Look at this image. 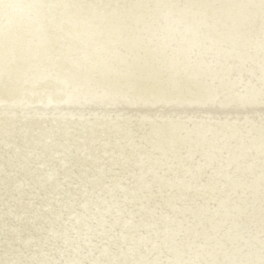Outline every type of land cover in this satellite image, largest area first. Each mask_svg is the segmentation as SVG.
<instances>
[{
  "label": "rangeland",
  "instance_id": "rangeland-1",
  "mask_svg": "<svg viewBox=\"0 0 264 264\" xmlns=\"http://www.w3.org/2000/svg\"><path fill=\"white\" fill-rule=\"evenodd\" d=\"M107 1L1 14L0 102L44 73L35 99L100 105L0 106V133L52 121L1 138L0 264H264V0Z\"/></svg>",
  "mask_w": 264,
  "mask_h": 264
},
{
  "label": "bare ground",
  "instance_id": "bare-ground-1",
  "mask_svg": "<svg viewBox=\"0 0 264 264\" xmlns=\"http://www.w3.org/2000/svg\"><path fill=\"white\" fill-rule=\"evenodd\" d=\"M172 1V0H171ZM109 4H112V2L113 1H111V0H108L107 1ZM126 3H128V2H126ZM108 4V5H109ZM144 5H146V1H145V3H142L141 4V6H144ZM102 6V5H101ZM131 6V4H125V3H121V4H118V8L117 9H119V10H121V9H123V11L125 12L129 7ZM97 7V6H96ZM105 8V7H104ZM97 9V8H96ZM95 9V10H96ZM95 14V13H94ZM93 14V15H94ZM114 15L115 16H117L118 14H116V13H114ZM3 18V16H1V14H0V20ZM113 18H115L114 16H113ZM1 41V40H0ZM5 53H6V50H1L0 49V62L4 59V57H5ZM10 65H12V64H10ZM81 68H83V66H81ZM12 69H8V70H6V71H4V72H1L0 71V91H3V93L5 92V90H6V84L8 83V81H7V78H6V76H7V74L11 71ZM60 70H58V73H56V72H54L55 73V75H57V74H60ZM81 72V71H80ZM33 76V77H32ZM50 76H52V74H50ZM46 77H48V75H46V74H44V73H42L40 76H35V74L33 73V75H32V73H30V74H28L26 77H25V79H24V77H23V80H22V84H21V86L19 87V89H18V91L19 92H21L20 94H17V95H15L13 98L12 97H10L11 95H9V92L10 91H8L5 95L3 94V100L0 102V106L1 107H4L5 105H7L6 104V102H8L9 104H11V105H13V103H14V101H13V99H15V100H19V96L18 95H21V94H23V93H26V94H28L29 96L28 97H30V98H26V100L24 101L25 102V105L24 106H27V105H29L30 103H38V102H40V103H38V104H41V103H43V104H47V105H55V104H60V105H64V106H66V105H70V104H68V103H75V104H79V103H81V104H79V105H87V106H93V107H95V108H97V105H100V101L98 100V99H95V97H93V98H91L92 100H91V102L90 103H83L84 101H85V98H84V96H85V94H86V92L85 93H76L75 92V85L73 86V87H71L72 88V92L71 93H69V96H67L65 99H59L58 97H51V95H49V98L48 97H46V100H45V103L44 102H42V100H37V99H35V97H36V95H35V93L34 92H32V89H31V86H33V88L36 86V85H39V83L40 82H43L44 81V79H46ZM53 78H54V76H52ZM78 77L76 76V79H77ZM54 79H56V84H58L56 87H54L53 88V90H52V92L53 91H59V90H62L63 88H65L62 84H61V82L60 81H58V78H54ZM33 81V82H32ZM79 81V80H78ZM94 81H93V83L91 84V85H88V87H86V91H90L91 89H90V87L89 86H92V87H94ZM71 90V89H70ZM56 91V92H57ZM56 92H54V94L56 93ZM146 99V98H145ZM35 100H37V101H35ZM150 101V100H149ZM134 102H136V101H134ZM144 102L146 103V101L144 100ZM104 104H106L107 105V103H105L104 102ZM110 104H112V103H110ZM153 105V104H152ZM151 105V102L149 103V105L147 106V107H149L150 109H151V107L152 108H160V107H157V106H152ZM253 105H258V104H253ZM114 107H116V106H114ZM117 107H119V108H124V109H127L126 107H123V106H117ZM136 107H139L138 106V104H136ZM196 107H199V106H190L188 109H194V108H196ZM174 109H176V108H174ZM138 111V110H137ZM156 112V111H155ZM158 112V111H157ZM175 112V111H174ZM87 114H85V116H86ZM15 116H18V114H15ZM146 117V116H145ZM221 117V116H220ZM140 118H142L141 116H140ZM64 119H66V117H64ZM134 118H130L129 116L128 117H125V118H123L122 120L121 119H114L115 121H114V124H115V126L116 125H119V124H129V123H132L134 120H133ZM170 119V118H169ZM71 120V119H70ZM69 120V121H70ZM159 120V119H158ZM12 122L10 123L11 125H9L8 127L6 126V128L7 129H3V130H1V131H4V133H0V142H1V138L2 137H4L8 132H11V131H14L15 130V128H13V126H16V125H21V124H23V122H28V123H30L31 125H33V126H36V128H35V131L37 130H39V129H41L42 127H43V125L45 126L46 124H49L50 122H52V121H50L49 119H47V120H42L41 121V119H39V118H36V117H31V118H27V119H25L22 123H15V121L12 119L11 120ZM140 122H143L144 123V121L146 122V121H150L149 122V124L150 125H156V126H163V124H159V123H162L161 121H154V122H151L152 120H149V119H140L139 120ZM76 122V121H75ZM79 123V122H78ZM128 127V126H127ZM10 128H12L11 130H10ZM135 131V130H134ZM158 131V130H157ZM27 132V131H26ZM155 133V132H154ZM159 133V132H158ZM147 134H149V132L147 133ZM152 134V133H151ZM155 134H157V133H155ZM27 135V139L30 137V134L29 133H27L26 134ZM25 135V136H26ZM34 135V134H33ZM158 135V134H157ZM25 136H23L22 138H25ZM168 136H170V135H168ZM157 140V139H156ZM201 146V145H200ZM11 148H8V150H10L11 151V153H12V155H10V156H8L9 158H14V155H16L17 154V152H16V149H18V145L16 146V147H14V148H12V146H10ZM20 147H21V145H20ZM43 147H49V144H44L43 146H42V148ZM144 148V147H143ZM174 148V147H173ZM151 149V148H150ZM40 150V149H39ZM44 149H42V151H43ZM196 150V149H195ZM41 151H38L37 153H34L33 154V156H37L39 153H40ZM152 152V151H151ZM194 153V152H193ZM62 155H64V154H62ZM163 156H164V154H163ZM193 156H194V154H193ZM258 157V156H257ZM257 157L255 158V157H253L250 161L248 160V162H250L249 164V166H252V167H257V162H256V160H257ZM170 158V157H169ZM29 159L30 158H28V159H26V160H24L23 162H22V164L24 165V164H26V166H27V168H29ZM156 160V159H155ZM174 160H176V159H174ZM16 161H18V160H16ZM259 162H260V164H262V161H264V157H262V161H260V159L258 160ZM255 162V163H254ZM254 163V164H253ZM251 164H253V165H251ZM148 166V165H147ZM248 166V165H247ZM137 167V166H136ZM8 168V167H7ZM25 169L24 170V172L23 173H26V174H29V176H27V175H24V174H22L21 175V178L23 179V178H29V177H31L35 172H30L29 171V169ZM241 169H243V168H241ZM259 169V168H258ZM133 170V169H132ZM170 170V169H169ZM248 170V169H247ZM3 172V171H2ZM5 172V171H4ZM6 172H7V170H6ZM150 172V171H149ZM256 172H257V170H256ZM255 172V173H256ZM165 173V172H164ZM236 173V172H235ZM241 173V172H240ZM117 174V173H116ZM257 174H259V173H257ZM261 174V173H260ZM170 175V174H169ZM231 175V174H230ZM211 176V175H210ZM255 177H257V178H259V176H255V175H253V181L252 182H250V183H253V182H255L256 180H255ZM18 178L20 179V176H18ZM227 178H230L229 176H227ZM155 179V178H154ZM231 179V178H230ZM147 180V179H146ZM240 180V179H239ZM235 181V180H234ZM232 182V181H231ZM172 183H173V181H172ZM236 183V182H235ZM234 184V183H233ZM80 185V184H79ZM105 185V184H104ZM9 186H10V184H9ZM250 186V185H249ZM201 188V187H200ZM208 189V188H207ZM207 189H205V190H207ZM196 190V189H195ZM138 191V190H137ZM82 192H83V190H82ZM198 192H200V191H198ZM262 192H264V190L263 191H261V193ZM40 193V192H39ZM175 193V192H174ZM244 193V192H243ZM197 194V193H196ZM195 194V196H198V195H196ZM198 194H200V193H198ZM201 194H203L202 192H201ZM263 194V193H262ZM246 195V194H245ZM158 196V195H157ZM175 196V195H174ZM173 196V197H174ZM177 198H178V196H176ZM175 197V198H176ZM261 197V196H260ZM175 198H173V199H175ZM176 198V199H177ZM196 198V197H195ZM33 199V198H32ZM218 199V198H217ZM244 199V198H243ZM245 199H247V198H245ZM262 199V198H261ZM176 201V200H175ZM31 203V202H30ZM106 203V202H105ZM104 203V204H105ZM123 211V210H122ZM121 211V212H122ZM195 212V211H194ZM221 212V211H220ZM137 213V212H136ZM124 214V213H123ZM132 214V213H131ZM150 214H152L151 212H150ZM155 214V213H154ZM153 215V214H152ZM157 215V214H156ZM39 218V217H38ZM118 218H120V217H118ZM222 218V217H221ZM111 220V219H110ZM225 220V219H224ZM215 223V222H214ZM229 223V222H228ZM227 223V224H228ZM208 225V224H207ZM240 225H241V223H240ZM152 226V225H151ZM211 227V226H210ZM213 227V226H212ZM227 227V226H226ZM208 228V227H207ZM223 229V228H222ZM183 230V229H182ZM220 230H221V228H220ZM245 230V229H244ZM204 231V230H203ZM206 231H208V230H206ZM222 231H224V229L222 230ZM147 232V231H146ZM208 232H210V231H208ZM221 232V231H220ZM50 233V232H49ZM129 233V232H128ZM222 233V232H221ZM248 233V232H247ZM181 234V233H180ZM183 234V233H182ZM250 234V233H249ZM248 234V235H249ZM139 235V234H138ZM159 235V234H158ZM209 235V234H208ZM207 235V236H208ZM218 235V234H217ZM205 236V235H204ZM203 236V237H204ZM183 237V236H182ZM184 237H185V235H184ZM188 237V236H187ZM173 239V238H172ZM193 239V238H192ZM181 240V239H180ZM194 240V239H193ZM184 241V240H183ZM145 242V241H144ZM185 242H187V241H185ZM189 242H190V240H189ZM193 242V241H192ZM207 242V241H206ZM213 242V241H212ZM201 243V242H200ZM204 243V242H203ZM251 244V243H250ZM93 246V245H92ZM213 246V245H212ZM246 246V245H245ZM158 247V246H157ZM158 250V249H157ZM202 251V250H201ZM207 251V250H206ZM210 251V250H209ZM209 251H208V253H209ZM221 251V250H220ZM147 252V251H146ZM223 252V251H222ZM199 253V252H198ZM203 254H201L200 256H202ZM223 256V255H222ZM169 257V256H168ZM167 258V257H166ZM35 259V258H34ZM34 259H32V260H34ZM252 259V258H251ZM156 260H157V258H156ZM175 263V262H174Z\"/></svg>",
  "mask_w": 264,
  "mask_h": 264
},
{
  "label": "clouds",
  "instance_id": "clouds-1",
  "mask_svg": "<svg viewBox=\"0 0 264 264\" xmlns=\"http://www.w3.org/2000/svg\"><path fill=\"white\" fill-rule=\"evenodd\" d=\"M35 7V4L29 3L27 0H0V14L9 22L29 13Z\"/></svg>",
  "mask_w": 264,
  "mask_h": 264
}]
</instances>
